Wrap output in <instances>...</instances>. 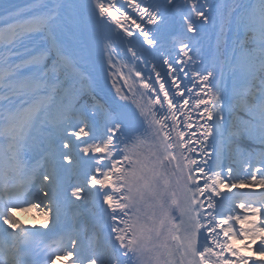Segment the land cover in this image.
<instances>
[{
  "label": "snow or ice",
  "instance_id": "6c2138e0",
  "mask_svg": "<svg viewBox=\"0 0 264 264\" xmlns=\"http://www.w3.org/2000/svg\"><path fill=\"white\" fill-rule=\"evenodd\" d=\"M43 7L0 0V264H264V0L228 6L244 40L203 68L191 38L173 56L161 32L177 16L196 36L215 26V0ZM69 33L100 46L88 76L69 73ZM34 34L44 43L29 49ZM237 139L260 151L225 167ZM82 207L87 226L65 230Z\"/></svg>",
  "mask_w": 264,
  "mask_h": 264
},
{
  "label": "bare ground",
  "instance_id": "6f19581e",
  "mask_svg": "<svg viewBox=\"0 0 264 264\" xmlns=\"http://www.w3.org/2000/svg\"><path fill=\"white\" fill-rule=\"evenodd\" d=\"M225 1L226 0H215V4L220 6L218 12L215 13L219 14V23H221L220 13H222V6ZM5 2L15 5V8H13L12 11L24 10L25 12L30 13L31 16H39L45 11L43 6L47 4L49 0H5ZM178 2H183V0H178ZM210 2H212V0H210ZM24 18L28 17L25 16ZM219 32L220 30H213L212 25H209L208 27L203 28L198 36L192 33H187L186 29L183 28L180 23L179 16H177L175 22L161 32V39L164 44L163 51L165 54L171 52V54L175 56L179 50L178 41L184 40L185 42H188L191 38L192 43L195 45V51L198 52V55L194 57L196 62L200 64L202 68L206 67L210 62L215 60L218 43L217 35ZM61 41L65 48L64 54L71 57L73 64L76 63L78 65V67L74 66V68H71L73 74L80 73L81 69L79 65L83 67L84 70L88 68L90 74L92 71V61L95 57L93 52H89L82 40L71 33L62 36ZM155 62L159 63V61H152V63ZM141 67H143V65H141ZM150 68L151 63L148 65V69ZM148 74V70H145V75ZM152 75H154V73ZM19 217L22 223L28 222V219L26 220L21 214Z\"/></svg>",
  "mask_w": 264,
  "mask_h": 264
},
{
  "label": "rangeland",
  "instance_id": "374dc122",
  "mask_svg": "<svg viewBox=\"0 0 264 264\" xmlns=\"http://www.w3.org/2000/svg\"><path fill=\"white\" fill-rule=\"evenodd\" d=\"M234 3H235L234 0H226V2H225L224 11L222 12L223 13V34L220 35L219 45H220L221 40L223 39V37H225L227 39V41H228V40H231L233 38V36L235 35V33H236V30H235V27H234V22L231 23V24H229V22H228L229 21V17H228L229 8H228V6H230V5L234 4ZM217 22H218V20H217ZM217 22H216V24L214 26V29H216V30L219 29V26H218ZM44 39H45L44 34H34L33 37H32V43L33 44H35V43H44ZM54 54L55 53H53V55ZM157 70H160V69L158 68ZM69 73L72 74L70 69H69ZM82 74L85 76L84 73H82ZM247 191H249V190H247ZM238 193H240V192H238ZM241 195H244V194H241ZM33 210H34L35 213H30V214L28 213L29 214L28 218L30 220H32L33 223L38 224V225H42L44 223V221H45L44 215L38 209H33ZM82 211H83V214L79 217V219L72 221L71 224L68 225V230L80 229L84 225L87 224L88 216L86 215V212H87L86 208L82 207ZM59 262L66 263V260H62L61 259V260H59Z\"/></svg>",
  "mask_w": 264,
  "mask_h": 264
},
{
  "label": "trees",
  "instance_id": "16d2710c",
  "mask_svg": "<svg viewBox=\"0 0 264 264\" xmlns=\"http://www.w3.org/2000/svg\"><path fill=\"white\" fill-rule=\"evenodd\" d=\"M240 126V125H239ZM237 159V158H236Z\"/></svg>",
  "mask_w": 264,
  "mask_h": 264
}]
</instances>
